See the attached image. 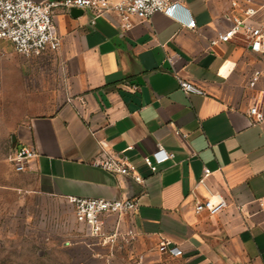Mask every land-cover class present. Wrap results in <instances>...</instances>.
<instances>
[{"label":"crops","instance_id":"0c3cea01","mask_svg":"<svg viewBox=\"0 0 264 264\" xmlns=\"http://www.w3.org/2000/svg\"><path fill=\"white\" fill-rule=\"evenodd\" d=\"M233 1L172 0L171 14L128 30L114 14L92 24L89 11L59 9L60 49L25 57L0 43V143L36 153L24 172L9 164L17 191L72 213L71 198L139 197L137 213L108 219L133 241L81 237L61 250L65 264H264V121L249 116L254 104L264 114V55L240 38L211 46L232 26L224 14ZM138 71L142 85H133ZM176 77L206 95H186ZM103 151L125 157L144 186L94 167ZM158 151L174 158L151 173L144 157L155 163ZM216 195L223 212L195 213ZM161 241L182 254L160 253Z\"/></svg>","mask_w":264,"mask_h":264},{"label":"built area","instance_id":"2783aa9c","mask_svg":"<svg viewBox=\"0 0 264 264\" xmlns=\"http://www.w3.org/2000/svg\"><path fill=\"white\" fill-rule=\"evenodd\" d=\"M175 4L172 0H45L33 2L31 0H0V43L7 42L13 50L25 57L40 56L47 49L58 50L62 39L57 30V11L63 9L70 13L72 9L89 11L93 15L91 21L104 14H114L120 19V28L128 30L134 21L148 22L156 13L171 14ZM264 4L256 8L252 0H235L231 2L230 9L224 14V19L232 23L231 28L219 34L214 46L218 42L227 43L232 39H244L248 43L249 51L256 55H264V20L256 24L255 19ZM189 28H195L194 21H188ZM2 55L0 50V56ZM260 72L253 73L249 88L255 89ZM180 89L186 95L205 96L201 89L192 83L176 77ZM136 90V86H133ZM253 123L264 121V114L258 110L256 104L249 110ZM36 158L31 147H22L13 151L8 162L17 173L24 172L29 164ZM174 154L158 151L155 154V163L144 157V163L151 173L157 172V165L173 159ZM93 166L105 172L130 178L136 185L144 186L145 180L136 168L127 162L125 157L103 151L100 159L93 162ZM209 174V171H206ZM69 203L73 207V215L77 225L74 241L66 242V246L75 242L85 243L83 239H90L94 246H110L122 239L130 243L136 237L133 231L121 233L118 228L110 231L108 219L111 216L134 215L139 210V197H127L119 200L105 199H79L71 198ZM227 208V201L216 195L195 205V213H208L218 215ZM91 246V245H90ZM160 253L180 256L182 252L171 246L167 241H161L158 247Z\"/></svg>","mask_w":264,"mask_h":264},{"label":"rangeland","instance_id":"374dc122","mask_svg":"<svg viewBox=\"0 0 264 264\" xmlns=\"http://www.w3.org/2000/svg\"><path fill=\"white\" fill-rule=\"evenodd\" d=\"M10 141L0 143V264H65L61 250L77 225L65 207L27 200L9 167ZM45 209V210H44Z\"/></svg>","mask_w":264,"mask_h":264},{"label":"water","instance_id":"95a60500","mask_svg":"<svg viewBox=\"0 0 264 264\" xmlns=\"http://www.w3.org/2000/svg\"><path fill=\"white\" fill-rule=\"evenodd\" d=\"M70 14H71V16L73 18H79V17H81L83 15V11L82 10H78V9H72ZM139 75H140V72L139 71L136 72V74H135L136 79L133 82V85H137V84L142 85V79H141V77Z\"/></svg>","mask_w":264,"mask_h":264}]
</instances>
